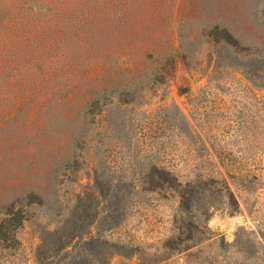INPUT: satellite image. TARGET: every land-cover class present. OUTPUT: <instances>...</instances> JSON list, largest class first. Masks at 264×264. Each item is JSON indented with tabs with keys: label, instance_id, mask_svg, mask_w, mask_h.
Instances as JSON below:
<instances>
[{
	"label": "rangeland",
	"instance_id": "rangeland-1",
	"mask_svg": "<svg viewBox=\"0 0 264 264\" xmlns=\"http://www.w3.org/2000/svg\"><path fill=\"white\" fill-rule=\"evenodd\" d=\"M263 7L0 0V264H37L96 178L109 264H264V87L238 67L264 56ZM152 167L197 192L189 214Z\"/></svg>",
	"mask_w": 264,
	"mask_h": 264
},
{
	"label": "trees",
	"instance_id": "trees-1",
	"mask_svg": "<svg viewBox=\"0 0 264 264\" xmlns=\"http://www.w3.org/2000/svg\"><path fill=\"white\" fill-rule=\"evenodd\" d=\"M225 46L233 49L235 45L227 41ZM246 62L240 61L238 67L242 68L250 79L260 74L261 77L258 78L264 87V56L259 59L251 58ZM144 179L149 191L164 190L176 193L178 212L181 216L189 214L194 202L198 200L197 192H185L178 179L164 169L152 167ZM107 196L108 189H105L104 182L99 178L94 179L93 187L78 195L70 217L58 229L44 234L36 253L37 264H109L120 246L96 237L91 232L96 217V198L106 199ZM81 246L82 249H77Z\"/></svg>",
	"mask_w": 264,
	"mask_h": 264
},
{
	"label": "water",
	"instance_id": "water-1",
	"mask_svg": "<svg viewBox=\"0 0 264 264\" xmlns=\"http://www.w3.org/2000/svg\"><path fill=\"white\" fill-rule=\"evenodd\" d=\"M186 89H182L181 92H184Z\"/></svg>",
	"mask_w": 264,
	"mask_h": 264
}]
</instances>
